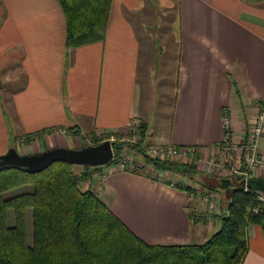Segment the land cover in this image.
<instances>
[{
    "label": "crops",
    "instance_id": "0c3cea01",
    "mask_svg": "<svg viewBox=\"0 0 264 264\" xmlns=\"http://www.w3.org/2000/svg\"><path fill=\"white\" fill-rule=\"evenodd\" d=\"M150 31L168 48L145 107L137 74L140 56L151 59ZM263 100L264 0H111L102 37L78 46L65 43L58 0H0V154L10 138L46 128L53 129L38 145L19 140L23 151L67 141L78 147L90 132L125 133L137 121L146 124L149 143L210 152L222 146L224 108L232 140L241 142ZM258 143L264 151V135ZM106 166L92 180L100 197L144 241L194 243L217 228L197 196ZM228 176L201 170L196 184L218 188ZM251 177H264V169ZM246 232L241 264H264L261 228L249 224Z\"/></svg>",
    "mask_w": 264,
    "mask_h": 264
},
{
    "label": "trees",
    "instance_id": "16d2710c",
    "mask_svg": "<svg viewBox=\"0 0 264 264\" xmlns=\"http://www.w3.org/2000/svg\"><path fill=\"white\" fill-rule=\"evenodd\" d=\"M110 2L58 0L65 19L66 45L78 46L102 37ZM51 129L27 134L21 141L28 143ZM115 134L125 138L134 135L137 140H112L114 158L109 164L118 162L122 149L128 147L134 150V159L125 163L123 170L162 180L188 193H204L191 184L194 174L200 172L199 158L186 162L149 156L143 121L135 122L125 133ZM110 135L90 132L82 144L97 143ZM97 169V165H90L75 172L72 164L64 161H54L35 172L13 166L1 168L0 264H241L248 250L249 224L261 228L264 242V210L252 211L256 194L264 192V177H250L248 190H244L241 175L222 180L214 190L220 193L224 212L214 216L217 228L202 242L149 243L93 189L91 182ZM162 172L176 173L180 179L166 180ZM9 211L12 223L8 222Z\"/></svg>",
    "mask_w": 264,
    "mask_h": 264
},
{
    "label": "built area",
    "instance_id": "2783aa9c",
    "mask_svg": "<svg viewBox=\"0 0 264 264\" xmlns=\"http://www.w3.org/2000/svg\"><path fill=\"white\" fill-rule=\"evenodd\" d=\"M131 123L132 125L135 124L134 122ZM222 125L224 132L221 143L222 146H217V149L221 148V150L228 151L231 157H234L235 161L227 167L223 163V160H227L226 158H220V162H216L215 159L211 158L207 161V163L210 164L208 170L212 171V173L216 172L224 175H241L244 190H248V179L251 177L252 171H261L264 169V151L260 150L258 143L259 138L264 135V100L258 113L250 124L246 137L241 142L232 140L231 117L226 108L222 111ZM133 137V141L137 140L136 136L133 135ZM144 146L149 156L159 159L169 157L184 160V156L194 151V148L190 150L188 147L174 144L149 143ZM125 163L126 162L121 161L117 166L113 165V168L123 169ZM190 195L194 197L195 194L190 193ZM195 196L200 198L204 204L206 210L205 217L211 222L213 217L218 214L220 210V193L217 190H204V193H198V195ZM256 198L257 204L252 207L253 212L264 210V192L259 191L256 194Z\"/></svg>",
    "mask_w": 264,
    "mask_h": 264
},
{
    "label": "rangeland",
    "instance_id": "374dc122",
    "mask_svg": "<svg viewBox=\"0 0 264 264\" xmlns=\"http://www.w3.org/2000/svg\"><path fill=\"white\" fill-rule=\"evenodd\" d=\"M159 24H161V23H157V26ZM150 25L151 26H149V29L152 30V28H154L153 23H150ZM155 35H156L155 31H150V33H149V36L151 38L150 43H151V45H153L152 46V51H151V59L149 60V56L150 55H147L146 57L144 55L145 58H142V56H140V62H139V66H138L137 79L140 81V84H141V91H140L141 92V104H142V106H145V107L150 106V100L148 101V96L151 95L153 93V91L156 89L157 82L159 81V83H161V81H162L163 76L161 74H164V72L161 70V68H163V67L160 66V61L163 58V54L162 53H164L167 50V48H168L166 46L168 44L167 40L164 42L165 43L164 44V43H162V41L160 39L155 37ZM141 41H143V40H141ZM144 41H146V40H144ZM160 46H161V48L163 46V52L160 51V49L158 48ZM155 58L157 60H154ZM146 61H147V63H145ZM153 101H154V99H153ZM154 103H156V102H154ZM154 103L152 104V106L154 105ZM158 104L159 103H156V105H158ZM10 129H11V131L14 132V135H15V133H16L15 129H12V128H10ZM133 138H134L133 136H130V138H125V137H118L116 134H111L108 139H110L111 141L112 140H125V139H127V140H130L131 142H133ZM19 140H22V139L20 137H16V138L12 137V138H10V141H11V144H12L10 146H15L20 153H26V151H28V152H36V151H29L30 148H28V146L24 149V151H25L24 152ZM38 141H39V139L36 138L35 139L36 145L39 144ZM67 142L68 143L66 145H57V146L73 147V143L71 141H67ZM84 144H87V143H84ZM155 144H156V142H155ZM80 145H82V143ZM49 146H51V145H49ZM54 146H56V145H54ZM216 148H214L213 151L210 150V152L209 151L208 152L205 151V153H201L196 148H194V151L189 153V155L184 156L185 158L182 161H186V162L195 161L196 162L197 159L199 158L198 159V164H199V166H201V170H208L209 167H210V164H208L207 161L209 159L212 158V159H215L216 162H220V158L221 159L222 158H226L227 160H223V163L225 164V166L229 167L231 165V163H233L235 161L234 157H231V154L228 151L221 150V148H218V149H216ZM41 149H44V148H41ZM133 152H134V150H132V149H130L128 147L123 148L121 153H120L118 162L124 161V162L127 163V162H129L128 160L134 159V153ZM113 158H114V155H113ZM201 159H204L205 161L201 160ZM176 160H180V159H176ZM118 162L112 163L111 165L112 166L113 165L117 166ZM108 164H109V162L101 164V165H97V166H98V169H99V168H102L103 166H106ZM83 167H84V165H82V164H76V163L72 164V169L75 172L81 171L83 169ZM201 170H200V172H201ZM200 172H197V173L194 174V176L197 179L198 178L201 179V177H198L200 175ZM219 174H221V173H219ZM196 178L192 179V182L190 180L188 182L196 184V182L194 181V180H197ZM87 184H88V181L87 182H82V187H85ZM91 184H92L93 189L99 194L100 191H99L98 187H99L100 183L92 181ZM196 185L197 186L195 188L196 189L198 188L197 190L201 191V189H199L200 187H198L199 185L198 184H196ZM214 189H215V187L208 188L207 190H214ZM195 195H198V193H196ZM223 212H224V207H223V203H221L220 204V210H219L218 214L219 213H223ZM12 220H13L12 211H9V213H8V222L12 223L13 222ZM212 225H213L212 228L215 230L216 226L214 225V223ZM208 236H207V234H205L204 235L205 238H203L202 240H199L197 242H194V243L202 242Z\"/></svg>",
    "mask_w": 264,
    "mask_h": 264
},
{
    "label": "water",
    "instance_id": "95a60500",
    "mask_svg": "<svg viewBox=\"0 0 264 264\" xmlns=\"http://www.w3.org/2000/svg\"><path fill=\"white\" fill-rule=\"evenodd\" d=\"M113 155L112 142L108 138L98 143H87L78 147L56 145L28 153H20L15 146H9L0 154V169L13 166L27 172H35L44 169L54 161L93 166L109 162Z\"/></svg>",
    "mask_w": 264,
    "mask_h": 264
}]
</instances>
